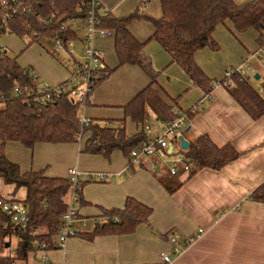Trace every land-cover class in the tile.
Segmentation results:
<instances>
[{"label":"crops","instance_id":"obj_1","mask_svg":"<svg viewBox=\"0 0 264 264\" xmlns=\"http://www.w3.org/2000/svg\"><path fill=\"white\" fill-rule=\"evenodd\" d=\"M233 1L241 6L254 0ZM101 4L104 11L117 18L139 12L140 19L128 25L139 42L150 41L155 33V25L146 18L155 20L163 16L160 0H101ZM71 27L76 35L74 43L80 61L85 22H73ZM5 36L1 37L0 45L6 48L8 56L18 59L20 67L31 69L50 84H61L70 77L75 61L67 53L54 51L48 44L28 46L25 43V48L11 55L2 44ZM213 38L220 50L214 52L206 48L197 52L198 67L213 83L223 81L229 70L241 66L249 68L252 75L247 79L264 97V81L261 82L264 58L249 59L262 47L260 34L254 29L240 34L233 23L226 21L216 28ZM95 42L96 48L104 53V76L107 71L112 74L98 84L83 113L93 122L124 120V108L149 87L151 77L139 66H119L114 32ZM141 54L153 70L161 73L153 96L147 99L145 124L137 125L130 117L126 120L128 137L146 135L147 125L157 135L164 122L173 119V108L186 112L202 100L204 94L182 67L176 63L171 65L172 58L157 40L148 42ZM61 55L68 56V60ZM210 95V100L189 121V133H194L193 140L206 135L219 147L230 144L240 157L220 171L208 168L199 171L175 193L167 191L162 182L175 180L169 175L171 164L163 163L162 156L145 159L141 167H129V158L121 151H115L109 160L100 155H88L83 151L91 133L85 134L78 143H38L33 149L8 142L4 148L7 158L20 165L22 173L42 170L50 178H68L70 169L77 168L81 172L114 174L113 180L87 184L82 191L80 218L93 225L88 228L89 232L95 229L94 221H103L104 210L124 209L128 199L133 198L153 210L150 223L139 226L132 234H102L87 240L77 236L63 248L56 244L50 250L36 243L27 260L17 264H162L164 253L175 256L170 242L172 234L192 237L199 230L204 231L202 236L175 256L171 264H264V204L251 200L252 193L264 184V117L253 120L226 87L218 86ZM158 98L164 101V106L155 103ZM188 134H185L186 141ZM1 145L0 141V148ZM154 162L159 163L156 169H152ZM178 175L177 181L188 178L183 171ZM26 192V188L15 191L14 185H5L0 179V196L24 202ZM76 227L80 228L81 224L76 223ZM11 241L6 253L16 249L15 237Z\"/></svg>","mask_w":264,"mask_h":264},{"label":"trees","instance_id":"obj_2","mask_svg":"<svg viewBox=\"0 0 264 264\" xmlns=\"http://www.w3.org/2000/svg\"><path fill=\"white\" fill-rule=\"evenodd\" d=\"M2 1L0 0V15L7 13L11 19L4 27L0 26V35L26 38L28 46L42 44V39L50 40L61 33L64 41L75 40L74 30L61 32V27L72 19H85L88 14L86 0H7L8 9L1 6ZM160 3L163 16L155 20L146 18L156 28L149 40H157L172 58L171 65L179 64L188 73L192 83L206 95L212 93L216 83L198 67L195 57L202 49L208 48L214 52L220 50L219 44L213 38L219 25L229 21L240 34L254 29L260 34V45L264 44V0H254L241 6L236 5L233 0H160ZM96 12L99 26L115 33L119 66H139L149 74L152 82L124 108V120L91 121L90 126L84 129V135L91 133V137L85 142L83 153L100 155L109 160L115 151H121L129 157L130 152L139 147L146 135L142 133L128 137L126 120L130 117L137 125L145 124L147 99L153 96V88L161 72L153 70L151 63L141 54L150 41H137L129 30L131 21L140 19L139 12L125 18L115 17L111 12L104 11L103 6L97 8ZM27 23L29 28L26 27ZM27 70L20 67L17 58L8 56L6 48L0 49V91L6 95L4 108L0 109V179L5 185H14L15 191L26 188L27 197L21 203L27 206L30 217V228L22 232L0 209V264L26 261L36 243H45L47 250L56 247L62 227L61 218L68 210L67 199L71 185L69 178H50L42 170L22 173L20 165L8 160L5 145L8 142H17L33 149L38 143H78L80 136V107L71 103L67 96L56 99L48 106L28 104L23 99L12 97L16 84L34 85L31 69L29 72ZM107 72V76L103 72V78L98 81L97 86L111 76L112 71ZM232 81L236 83V87L226 88L244 111L255 121L264 117V97L249 79L235 72ZM154 101L159 106H164V101L160 98ZM197 113L189 112V115L193 118ZM189 145V150L184 151L190 165L188 178L177 181L180 178L178 174L183 171L180 169L175 176L171 175L174 181L168 183L162 180L170 193H175L199 171L205 168L220 171L240 157V153L232 145L219 147L206 135L190 141ZM251 200L264 204V184L252 193ZM124 207L104 210L102 219L105 221L95 226L92 232L86 231L79 236L87 240L102 234H132L139 226L150 223L153 213L150 207L133 198L128 199ZM14 237L17 246L15 254L10 255L6 252Z\"/></svg>","mask_w":264,"mask_h":264},{"label":"built area","instance_id":"obj_3","mask_svg":"<svg viewBox=\"0 0 264 264\" xmlns=\"http://www.w3.org/2000/svg\"><path fill=\"white\" fill-rule=\"evenodd\" d=\"M23 1V0H16ZM1 6L5 9L9 8V2L3 0ZM86 6L88 7V14L85 19H80L85 22V35L81 39L83 44V54L81 55L80 61L76 55L75 41L74 40H63V33L56 35L52 38L53 43L56 44V51L67 53L73 58L74 66L70 71V77L61 84H50L49 82L42 80L38 74L32 75V82L34 85L16 84L12 91V97L23 99L28 104H39L42 106H48L56 99L67 96L68 99L74 105L80 107L79 118H80V136L78 137L79 142L84 136V129L89 127L91 119L86 117L83 113L84 109L88 106V101L97 89L98 81L103 78V71L106 69L104 53L96 48L95 40L97 38L110 37L113 34L112 30H107L99 26V22L96 17V9L101 8V0H86ZM10 15L4 13L0 15V26L4 27L9 20ZM80 20L72 19L61 27V32L68 30H74L71 27V23ZM49 19L48 22H50ZM29 28V23L26 24ZM2 35H0L1 39ZM0 45V49H2ZM264 58V44L261 49L256 53H253L249 59H262ZM239 73L244 78L251 77L249 68L244 66L229 70L225 73L224 82L219 81L214 84V88L218 86L228 87L233 89L236 87V83L232 81V75ZM211 95L204 94L202 100H200L195 106H193L188 112H183L177 108L171 110L173 119L164 122L160 132L154 135L151 127L147 125L145 127L146 138L139 145L138 148L133 149L129 154V167H141L145 159H152L153 157L162 156L163 163L171 164L170 175L175 176L179 169H182L184 173H188L190 165L188 164L184 151L179 140L180 136H185V129L191 120L189 112L192 114L197 113L203 108L207 101L210 100ZM6 95L0 91V103H4ZM159 163H152V169H156ZM68 178L71 181L69 196L67 200V212L61 218L62 227L57 237V247L63 248L66 243L77 237L89 228L88 220L80 218V209L82 191L85 185L90 183H105L114 179V174L104 172H81L77 168H71L69 171ZM0 209L3 211L14 226L19 228L20 231L26 232L30 228V217L27 206L16 199H8L0 196ZM103 221H94L93 223L100 225ZM76 223L81 224L80 228L76 227ZM204 233L203 230L192 237L182 236L180 234H172L170 242L174 247L175 256H178L183 249L193 245L198 238ZM41 247L45 250L46 244H41ZM168 253H164L161 257L162 264H171L174 257ZM47 260V257L45 258Z\"/></svg>","mask_w":264,"mask_h":264},{"label":"rangeland","instance_id":"obj_4","mask_svg":"<svg viewBox=\"0 0 264 264\" xmlns=\"http://www.w3.org/2000/svg\"><path fill=\"white\" fill-rule=\"evenodd\" d=\"M75 27H76V25H75ZM7 36H5V37H3V39H2V44L3 45H6L7 47H8V49H9V51H10V53H11V55L14 53L13 51H20V49L22 48V47H24L25 46V43L27 44L28 43V39H26V38H18L17 36H15V35H13V36H10L9 34H6ZM42 41V44H44L45 46H46V44H48L49 45V48H52V49H54V51L56 50V44L55 43H53V41H52V39H50V40H47V39H42L41 40ZM49 42V43H44V42ZM39 44V43H38ZM40 45V44H39ZM25 48V47H24ZM75 49H76V47H75ZM13 52V53H12ZM63 54H65V53H63ZM76 54H77V52H76ZM65 55H67V54H65ZM78 55V54H77ZM63 58H65V60L67 59L68 60V58L67 57H65V56H63V55H61ZM172 62V61H171ZM255 63V62H254ZM173 64V63H172ZM176 65H178L179 67H181L179 64H177L176 63ZM252 71V70H251ZM253 73V72H252ZM261 73H264V70L263 71H261ZM255 75H256V73H255ZM250 80H252V79H250ZM263 81H264V76H263V78H262V80H261V82L263 83ZM157 88V87H156ZM2 108H4V103H0V109H2ZM189 124V123H188ZM188 127V126H187ZM187 138H188V141L189 140H193V138H194V133L193 132H190L189 134H188V136H187ZM68 200V199H67ZM90 226L92 227L93 225L92 224H90L89 225V228H90ZM13 251L14 252H12V250L11 251H9L10 253H8V254H10V255H14L15 254V249H13Z\"/></svg>","mask_w":264,"mask_h":264},{"label":"water","instance_id":"obj_5","mask_svg":"<svg viewBox=\"0 0 264 264\" xmlns=\"http://www.w3.org/2000/svg\"><path fill=\"white\" fill-rule=\"evenodd\" d=\"M27 72H29V70H27ZM256 77L258 79V76H256ZM189 131H190V126L186 129L185 134H188ZM179 140L181 142V145H182L183 150H185V151L189 150L190 145H189V142L186 141L185 136L184 135L183 136H180L179 137ZM7 247H9V245Z\"/></svg>","mask_w":264,"mask_h":264}]
</instances>
